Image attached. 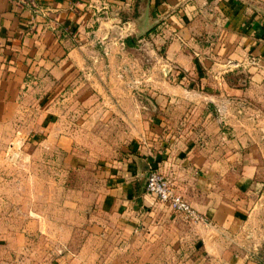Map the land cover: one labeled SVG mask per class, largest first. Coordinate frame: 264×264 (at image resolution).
Masks as SVG:
<instances>
[{"label":"crops","instance_id":"obj_1","mask_svg":"<svg viewBox=\"0 0 264 264\" xmlns=\"http://www.w3.org/2000/svg\"><path fill=\"white\" fill-rule=\"evenodd\" d=\"M34 1L0 0V127L114 145L87 241L39 264H264V0Z\"/></svg>","mask_w":264,"mask_h":264},{"label":"rangeland","instance_id":"obj_2","mask_svg":"<svg viewBox=\"0 0 264 264\" xmlns=\"http://www.w3.org/2000/svg\"><path fill=\"white\" fill-rule=\"evenodd\" d=\"M40 117L24 111L17 126L0 127V264L50 263L87 241L105 196L114 145L87 137L68 158L56 124L50 119L46 136Z\"/></svg>","mask_w":264,"mask_h":264},{"label":"built area","instance_id":"obj_3","mask_svg":"<svg viewBox=\"0 0 264 264\" xmlns=\"http://www.w3.org/2000/svg\"><path fill=\"white\" fill-rule=\"evenodd\" d=\"M32 7L34 12L38 6L34 0H20ZM145 190L168 209L179 214L190 223L207 224L206 217L195 209L181 194L176 191L174 181L168 176L150 168L145 179Z\"/></svg>","mask_w":264,"mask_h":264}]
</instances>
